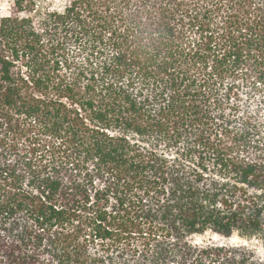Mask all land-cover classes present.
Returning <instances> with one entry per match:
<instances>
[{"label":"trees","instance_id":"obj_1","mask_svg":"<svg viewBox=\"0 0 264 264\" xmlns=\"http://www.w3.org/2000/svg\"><path fill=\"white\" fill-rule=\"evenodd\" d=\"M0 264H264V0H11Z\"/></svg>","mask_w":264,"mask_h":264},{"label":"rangeland","instance_id":"obj_2","mask_svg":"<svg viewBox=\"0 0 264 264\" xmlns=\"http://www.w3.org/2000/svg\"><path fill=\"white\" fill-rule=\"evenodd\" d=\"M11 9V0H0V17L3 15H7L10 13ZM213 240H219V237L212 236ZM234 241H241V239L238 236H235L233 238Z\"/></svg>","mask_w":264,"mask_h":264}]
</instances>
